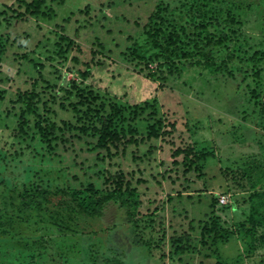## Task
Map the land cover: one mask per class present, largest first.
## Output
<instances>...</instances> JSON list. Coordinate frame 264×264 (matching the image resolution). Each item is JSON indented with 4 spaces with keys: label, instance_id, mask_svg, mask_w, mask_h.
Returning a JSON list of instances; mask_svg holds the SVG:
<instances>
[{
    "label": "trees",
    "instance_id": "obj_1",
    "mask_svg": "<svg viewBox=\"0 0 264 264\" xmlns=\"http://www.w3.org/2000/svg\"><path fill=\"white\" fill-rule=\"evenodd\" d=\"M54 1L63 4V0H51ZM16 2V9L12 5H5L6 8L0 10V25L9 24V18L12 17L21 21L30 17L51 19L55 16L48 0ZM7 8L13 10V15L6 16ZM250 12L259 17L258 20L256 18L257 28L259 20H264V0H157L143 21L144 24L134 21L141 31H138L134 39L133 35L128 38L133 42L123 51V59L140 72L147 70L146 77L160 82V87L170 80H178L186 68L192 67L201 68V73H211L215 77L220 75L227 79L236 77L230 69L237 70L241 79L233 86L236 90L242 89L251 77L252 81L246 85L248 92L242 93L247 101H242L237 112L244 127L264 132V49L261 47L264 44L253 42L256 33L253 34L252 26V31L247 28L246 17ZM256 20H253L254 24ZM60 29L63 30V26ZM259 30L264 32V27L259 26ZM57 35L54 56L48 60H57V63L63 65L74 46V40L63 32ZM6 41H10V38L0 32V66L7 51L3 43ZM96 45L100 49L94 53L102 54L105 45L98 37ZM77 49L81 51L80 47ZM92 61L94 63L95 59ZM30 63L37 72V78H33L30 88L18 90L12 100L13 107H18L14 114L15 125L4 140L5 146L0 145V186L4 187L0 193V237L13 241L18 247L19 244L23 246V249L17 248L16 255L15 251L9 255L13 254L17 264L68 263L77 258L75 255L80 251L82 236L85 234L83 230H86L85 221L96 223L111 204L126 215L128 222L133 223L139 219L146 223L145 227L152 228L155 224L151 216L155 217L160 207H149L150 200L142 199L143 193L147 192L137 187L143 180L138 178L134 185L132 178L136 171L143 175L146 169L141 165H150L151 154L162 150L161 143L176 131V121H170L166 113L160 110L157 99L151 103L142 101L125 104L117 97H108L92 85H84L83 81L77 80L56 90L57 86L43 76V63ZM102 64L101 60L96 59L95 66ZM90 69L87 63L85 70H77L75 74L81 80H87L91 76ZM5 94L6 90L0 88V100L5 99ZM59 111L67 113L68 118L59 119ZM145 113V133L140 135L136 121ZM191 115L189 113V117L185 118V126L190 132L194 125L190 122ZM198 124L194 126V131L199 130ZM257 140L246 143L256 151L245 153L243 170L228 167L220 169L219 175L226 183L221 192L210 193V213L198 221V239L193 238L192 233L185 232L169 236V257L207 249V252H200V255L204 259L213 258L212 264H264V184L261 176H258L261 174L264 178V143L262 139L258 143ZM81 143L87 148L80 147V150L86 149L92 153L91 158L85 157L84 161L80 160L76 146ZM142 148H145L143 153ZM59 150L70 152V165L63 169L65 175L62 186L53 190L43 176L33 173L28 166L22 170H25L23 174L28 175L29 180L12 187L8 176L15 174L13 178L19 179L17 172H20V165L26 162L24 160L28 154L34 159L40 156L42 161L44 158L53 160L61 155ZM172 156L174 165L181 163L183 173H191L195 177H183L176 169L169 168L159 172L155 181L162 188L163 179L174 177L172 183L183 180L176 188L166 189L168 199H172L169 195L174 192L180 196L197 184V179L204 176L206 163L214 157V152L189 144L174 148ZM180 156L182 160H176ZM74 168L82 172L72 173ZM204 190L209 193L205 185L194 189V192L200 195ZM223 196L227 198L226 203L220 202ZM230 199H233L232 203ZM219 211H236L242 218L229 225L230 222L227 223ZM43 217H47L46 221ZM189 222L192 225L194 220ZM33 223L44 227L49 225L47 228L55 225L54 231L64 237L59 241L57 239L58 244L61 240L65 243L58 245L57 251H52L42 243L37 245L27 237L23 238V228ZM115 225L100 228L103 231L101 237H118L115 236ZM158 225L162 226L160 223ZM163 230L155 229L159 235L155 241L156 247L163 242L168 245L166 231L161 234ZM66 232L70 234L65 235ZM234 238L243 241L244 254L248 258L246 261L242 254L234 263L220 256L218 246ZM164 255L160 257L164 258ZM97 258L92 257L91 262L96 263ZM119 259L115 261L105 257L101 261L110 264L126 263L121 257Z\"/></svg>",
    "mask_w": 264,
    "mask_h": 264
},
{
    "label": "rangeland",
    "instance_id": "obj_2",
    "mask_svg": "<svg viewBox=\"0 0 264 264\" xmlns=\"http://www.w3.org/2000/svg\"><path fill=\"white\" fill-rule=\"evenodd\" d=\"M48 2L55 11V16L51 19L28 17L29 19L18 21L17 18L12 17V19L9 18V24L0 25V32L10 38V41L3 42L7 51L0 66V88L6 90L5 99L0 100V145L5 146L4 140L15 125L14 114L18 111V107L17 105L13 107L12 100L15 99L18 90L23 91L30 88L33 78H37V72L30 62L43 63V76L50 81L49 83L57 86L56 90L69 86V82L77 80L83 81L84 85H92L108 97H117L125 104L142 101L151 103L157 99V106L161 107L160 110L166 113L170 121L177 123L175 133L161 143L162 152L151 154L150 165H141L146 169L143 171V175L136 171L132 178L134 185L138 178L143 180V183L137 184V187L139 186L140 189L147 192V194L143 193L142 199L150 200L149 207H160L155 217L151 216L155 225L152 228L145 227L146 223L139 219L134 220L133 223L128 222L126 215L117 211V207L111 204L106 208L104 216L96 223L92 221L90 224L85 221L86 230H83L85 234L82 236L80 251L75 255L77 258L68 263L60 262V264H110L101 261L105 257L113 258L115 261H119V257H121L125 260V264H212L213 258L204 259L205 257L200 255V252L203 254V251H208L207 249L169 257V248H171L169 236L177 232L181 234L185 232L192 233V237L198 239V221L203 220V217L210 213V193L212 191L221 192L226 183L224 178L219 175L221 174L220 169L228 167L234 170L238 168L243 170L245 153L251 154L256 151L246 143H251L254 139H258L257 143L262 139L264 143V132L256 129L253 131V129H249V126L244 127L237 112L245 99L242 93L248 92L246 85L250 80L252 81V78L249 77L246 80L242 89L236 90L233 86L241 79V74L237 70L230 69L235 72L236 77L227 79L220 75L215 77L211 73H201L199 72L201 68L192 67L191 69L186 68L178 80H170L160 87V82L146 77L147 70L140 72L139 69H135L127 60L123 59V51L133 42L128 38L133 35L134 39L138 31H141L134 21H139L141 25L144 24L143 21L157 0H63V4H58L57 1L51 2V0ZM5 5L17 8L16 0H0V10H4ZM6 11L7 17L13 15V10L7 8ZM248 16L246 17L248 19L247 28L251 29L250 26H252L253 34L256 33V37L253 36V42L264 44V32L259 30V26L264 27V20H259V26L255 28L259 17L252 15L251 12ZM0 18H2L1 14ZM253 20H256L255 24ZM60 26H63L64 29L61 30ZM62 32L74 40V46L63 65L57 63L59 62L57 60V62L48 60L50 56H54V42L58 37L57 34ZM97 37L105 45L101 51L102 54L98 55L94 53L100 49L96 45ZM13 40L15 41L13 42ZM77 47H80L81 51ZM261 47L264 49V45ZM72 58L77 60H72ZM93 59L95 61L99 59L103 64L95 66ZM87 63L90 64L91 76L87 80H81L75 73L77 70H85ZM189 113H192L190 122L194 123L191 132L185 126V118L189 117ZM58 116L59 119L68 118V114L64 111H59ZM248 120L252 121L251 118ZM136 123H138L136 127L139 134L143 135L146 126V113ZM196 124L199 126L198 131L193 129ZM189 144H195L197 148L204 147L212 150L214 157L206 163L204 176L197 179V184L180 196H176L174 192L169 195L172 199H168L167 190L176 188L178 183L183 180H175L172 183L174 177L163 179L162 188L156 183L155 177L159 172H164V169L169 168V170L176 169L183 177L187 175L194 178L195 176L191 173H183L184 167L181 163L177 166L173 164L174 148L185 147ZM76 146L80 152L81 161H84L85 157L91 158V152L86 149L80 150V147L87 148L84 143L76 144ZM144 149H141V153ZM58 152L61 154L60 156L53 160L44 158L43 161L40 156L34 159L32 155L28 154L24 160L26 162L20 165V172H17L19 179L13 178L15 174L8 176L12 187L20 186L22 181L29 180L28 175L24 176L23 174L25 170H22L28 166H30L28 169L33 173L43 176L53 190L62 186L65 175L63 169L66 168V165H70L68 156L70 152L63 150ZM176 160L181 161L182 156ZM125 163L124 165H126ZM132 165L134 166V164ZM125 170L128 168L125 167ZM74 172L81 173L82 171L79 168H74L72 173ZM258 176H261L264 184L262 175ZM232 181L234 182L233 177ZM201 185H205L209 189V193L204 190L201 191L202 194L196 195L194 189L201 188ZM3 188L0 186V193ZM230 200L232 203L233 199ZM218 213L227 219V223L230 222L229 225L242 218V215L236 211L227 213L219 211ZM44 219L46 221L47 217ZM192 219L194 223L191 225L189 221ZM115 223V236L118 235V237H101L103 231L100 228H108ZM137 223L138 225H136ZM159 223L162 224L161 227H159ZM33 224L23 228V238L27 237L37 245L42 243L52 251H57V246L65 243L61 240L58 244L57 239L59 241L63 236L54 231L55 225L47 228L49 225L44 227ZM159 228L164 229L161 234L166 231L168 245L163 242L156 247L155 241L159 235L155 229L159 230ZM151 229L154 231L151 232ZM91 231L93 232L91 235H86ZM68 233L70 234V232H66L65 235ZM142 241H148V243L145 244ZM19 247L23 249L21 244ZM19 247L13 241L0 237V264H17L18 261L13 260V254H9L15 251L14 255H16L18 253L16 250ZM218 248L220 256L229 263H234L240 254L242 257L244 256L245 261L248 259L244 254L245 245L239 238H234L227 244H221ZM162 254H166L164 258L160 257ZM95 256L99 258L96 263H92L91 258ZM44 264L49 263L44 262Z\"/></svg>",
    "mask_w": 264,
    "mask_h": 264
},
{
    "label": "built area",
    "instance_id": "obj_3",
    "mask_svg": "<svg viewBox=\"0 0 264 264\" xmlns=\"http://www.w3.org/2000/svg\"><path fill=\"white\" fill-rule=\"evenodd\" d=\"M220 202L221 203H226L227 202V198L225 196L220 198Z\"/></svg>",
    "mask_w": 264,
    "mask_h": 264
}]
</instances>
